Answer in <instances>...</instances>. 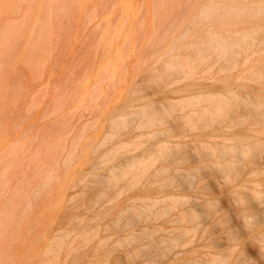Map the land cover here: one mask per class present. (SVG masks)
<instances>
[{"label":"rangeland","instance_id":"rangeland-1","mask_svg":"<svg viewBox=\"0 0 264 264\" xmlns=\"http://www.w3.org/2000/svg\"><path fill=\"white\" fill-rule=\"evenodd\" d=\"M210 2L0 0V264H188L208 260L210 253L225 256L223 264H264V135L257 134L264 132V120L252 113L247 122L238 118L245 110L236 108L222 124L207 125L186 106L200 91L217 94L241 83L247 88L239 91L264 96V83L248 78L264 67L261 42L252 58L231 49L220 57L202 46L204 58L191 59L192 78L165 69L173 55L190 54L207 31L221 32L220 23L201 18ZM155 70L164 76L151 82ZM145 104L164 120L159 128L165 134L148 139L149 132L140 136L141 130L127 126L111 136L112 114ZM233 136H253L262 150L254 149L228 182L210 164L221 155L216 148L234 144L227 141ZM159 139L168 150L156 154L139 184L129 187L131 179H121L105 186L93 177L108 175ZM248 143L236 144L246 150ZM169 193L192 200L196 220L179 210L174 212L181 223L124 214L148 202L137 197ZM242 194L243 202L236 203L233 197ZM196 223L193 245L170 263L158 259L163 247L140 250L148 247L145 228L164 227L154 232L156 241L173 238L171 227L192 235Z\"/></svg>","mask_w":264,"mask_h":264},{"label":"bare ground","instance_id":"bare-ground-1","mask_svg":"<svg viewBox=\"0 0 264 264\" xmlns=\"http://www.w3.org/2000/svg\"><path fill=\"white\" fill-rule=\"evenodd\" d=\"M209 1L211 2L205 5L200 12L201 18L209 22L217 21L218 23H220L222 25L221 26L222 28L220 27L218 30H220L221 32H216V30L207 31L205 35L206 37L205 36L199 37L195 41L194 46L196 47L190 54H188L187 56H184L182 54L177 56L173 55L172 60L174 61L172 63L167 62L165 64L166 70L177 68L178 70L189 75L186 78H192L194 75L192 69L190 68L191 59L201 58L202 55L201 53L203 48L202 46H207L208 49L206 50H209L211 48L214 49L215 52L220 57H224L227 54V52L230 51L231 49L233 55H241L242 53H244L245 55L249 52L248 56L252 58L253 56L256 55L257 52L256 49H254L255 43L257 41H260L261 42L259 46L261 48L260 53H262V55L264 56V0H209ZM241 23L245 24L244 29L242 30L235 29L234 26L235 25L237 26ZM223 25L224 26L227 25V27H224ZM185 35H188L187 30L185 32ZM203 58L204 57L202 55L201 60ZM250 58L246 59L245 63L248 62ZM254 61L255 60H253V62ZM164 74L169 75L167 74V71ZM163 76L164 75L160 73L158 70L150 71L149 79L151 82L153 81L156 82L160 80V78ZM248 78H250L249 80L252 82H256L260 84L261 82L264 83V67L253 69L249 74ZM162 79L163 78H161V80ZM246 88L247 85L241 83V84H237L236 90L233 89L232 87H225V90L223 89L224 90L223 92L217 94H213V93L207 94L206 91L205 92L200 91L197 94H193L191 98L187 99L186 106L191 107L196 114H200V116H198V119H204L205 121L208 122L210 121L209 123H207V125H211L214 122H219L220 124H222L223 122L222 121L220 122L219 120L224 119L225 114L227 115L229 112L231 115V113L236 108H241V109L243 108L245 110V114L243 116L238 117L240 119L243 117V119L245 121L247 120L248 122V119H250V117L253 116L252 113H256L259 114L260 121L264 120V96H257L254 92L251 91L248 92L247 90L243 92L239 91L240 89L245 90ZM152 107L153 106H149L147 104L142 105L140 107L138 106V108L136 109L135 108L126 109L124 107L125 109L119 110V112L115 113L114 115L112 114V116L109 117L110 129L111 130L113 129L114 131L112 132L111 136L116 135L117 132L126 128L127 126H135L139 130H141L140 136L145 135L147 134V132H149L148 139L160 138L162 134H165V131L159 128L160 126L164 125V120L157 117V112H155L156 109ZM200 107H203V109H205L206 111L204 113H200L198 110ZM164 110L166 111L167 115L170 114L168 109L165 108ZM171 110L172 109L170 108V111ZM178 117L180 119H185L186 120L185 123L188 122L189 124L193 123L191 121V118L187 115L185 116L179 115ZM237 121L239 122V120L236 119V122ZM260 121L257 122L256 124H259ZM254 132H258V131L251 130V133L254 134ZM257 134L264 135V132H259ZM254 140L255 139L253 136H247L246 139L244 140L242 138H239L238 136H233L231 140H227V141H232L234 142V144H224L216 148V153L218 152L221 155H219L217 159L210 165L217 166V168L219 167V170L222 171L225 180L228 181L227 179L229 177L230 178L232 177L230 175H233V171L238 172L236 171L237 168L235 169V167H237V165L241 166L243 164L242 162L244 161V159H246L249 155H252V151L254 149L257 148L259 150H262L260 149L261 145L257 146L256 142H255L256 144L252 143ZM245 141H249V143L246 145L247 146L246 150L240 148L236 144V143H240L244 145L243 143ZM161 142L162 139H159L158 144L154 148L146 149L141 154L134 155L129 159H127L126 161L120 163L119 165H116L115 167L111 168L109 170V174L106 176H99L97 174H92V175L94 178H98L100 182L105 186H114L121 179H131V182H129V187L135 186L136 184H139L141 182V180L145 177V174L148 172L149 168L152 165H154L156 154H161L166 152V150H168L169 146ZM262 144H264V142ZM143 145L144 142H140L136 144V147L140 148ZM122 149H123L122 146L117 147V150H122ZM212 152L215 153V150H212ZM107 160L110 159H105L104 162H107ZM240 168L242 169V166L239 167L238 170ZM178 177L180 176L177 175V178ZM181 178L183 177L181 176ZM236 179L237 178H235L234 180ZM173 181H175L174 177L173 179H171V181H169V185L173 184ZM147 182L149 183L148 185L155 183L154 180L152 181L151 179H147ZM103 191L104 190L102 189L101 192ZM119 193H122V191H119ZM243 197L244 196L242 194L241 197H233V200L236 203H241V201L243 202L242 200ZM256 197L258 199H262L260 193ZM138 198L141 201L148 199V202H145L143 206L133 207V205H131L130 208L124 211V214L132 213L131 214L132 217L138 219H141L142 217H147L148 219L152 216L154 217V219H166L170 223H181L183 220L179 219L178 216L180 214L184 216L193 215L195 220L196 217H198V214L195 213V205L192 204L194 202H192V200H186V201L183 200V195L181 194L169 193L164 195L151 196L149 198L137 197V199ZM168 201H170V203H168ZM197 202L198 201L196 200L195 203ZM185 204H192V206L186 207ZM174 210H179L178 212L181 213L177 215L178 212L176 213L174 212ZM7 212L8 210L6 212L3 211V214L1 215H4L5 213L9 214ZM9 212L13 213V211H9ZM13 214L15 216V212ZM175 214L177 217L176 216L172 217ZM1 222L3 221L0 218V225L2 224ZM200 224L198 225L196 223L193 229L190 228L193 230L192 235L189 234L191 233V231L189 230L184 232V230L187 229H183L182 227L180 228L175 227L173 229L172 227L168 228L171 229L169 232L174 233L175 236L173 238H170L169 236L163 237L156 241L153 240L154 232L156 233V231L158 232L160 230H163L164 227L158 226L160 228L151 231H148V229L145 228V231L143 232L145 238H147L149 241L148 244H146L148 245V247L146 246L147 247L146 249L141 248L140 250H147L148 248L150 249L152 247H156L157 249L155 250H158L163 247L165 248V250L160 252L159 255H157L159 257L158 259H160L161 257L162 260H164L163 258L166 259L171 258L169 259L170 260L169 263H170L171 260L178 258V256L185 251L183 250L184 248L193 245L194 243L193 235L196 233ZM134 237H135L134 235L130 236L131 239H134ZM51 251L52 250H50L49 252ZM210 254L209 255L211 257L208 260H204V259L192 260L188 264H219L220 261H222L221 264L224 263L225 260L223 257L225 256H222L217 253H210ZM152 261L154 260L152 259Z\"/></svg>","mask_w":264,"mask_h":264}]
</instances>
